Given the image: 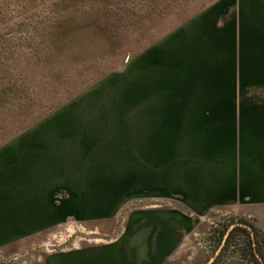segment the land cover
Wrapping results in <instances>:
<instances>
[{"label": "rangeland", "instance_id": "rangeland-1", "mask_svg": "<svg viewBox=\"0 0 264 264\" xmlns=\"http://www.w3.org/2000/svg\"><path fill=\"white\" fill-rule=\"evenodd\" d=\"M222 1L0 0V154L20 139L36 145L39 159H53L39 165L53 166L55 207L69 203L53 228L0 249V264L109 241L133 209L172 201L168 182L189 153H205L212 130L158 107L264 109V0H241V51L225 48L237 35L227 33ZM198 21L203 34L191 32ZM216 216L197 241L210 252L201 264L219 255L216 264H257L255 235L250 246L238 234L216 256L231 227L252 225Z\"/></svg>", "mask_w": 264, "mask_h": 264}, {"label": "crops", "instance_id": "crops-1", "mask_svg": "<svg viewBox=\"0 0 264 264\" xmlns=\"http://www.w3.org/2000/svg\"><path fill=\"white\" fill-rule=\"evenodd\" d=\"M221 13L223 19L226 14L230 18L227 33L237 35L236 46L225 48L241 51V0H223ZM198 22L191 32L203 34ZM262 110L230 104L190 105L173 111L158 107L154 113H172L175 123L212 130L205 153H189V166L168 182L173 186L172 201L133 209L109 241L51 251L34 264H201L210 252L199 248L197 241L207 235L209 219L217 214L248 220L264 232ZM37 151L36 145L20 139L16 148L0 154V249L53 228L63 219L61 211L69 208L68 202L55 207L54 179L48 176L53 166L39 165L53 159H39ZM100 204L86 207L83 202L82 209H100Z\"/></svg>", "mask_w": 264, "mask_h": 264}, {"label": "trees", "instance_id": "trees-1", "mask_svg": "<svg viewBox=\"0 0 264 264\" xmlns=\"http://www.w3.org/2000/svg\"><path fill=\"white\" fill-rule=\"evenodd\" d=\"M253 230H254V235H255V242L257 244V249L259 251V253L261 254V256L264 258V253L262 252V249H261V245H260V240H259V236H258V232L256 231L255 227L251 224H249ZM238 234H241V235H244L247 239V242L249 243L250 246H252V238H251V234H250V231L245 228V227H240V226H237L235 227L230 233H229V236L227 237L226 239V242L224 244V246L222 247L221 249V252L225 251L231 244V242L235 239V237L238 235ZM223 236H224V233H223ZM220 258V255L217 256L216 260L213 262V264H216L218 262ZM252 258H253V261H255L257 264H260L259 260L256 258V256L253 254L252 252Z\"/></svg>", "mask_w": 264, "mask_h": 264}, {"label": "water", "instance_id": "water-1", "mask_svg": "<svg viewBox=\"0 0 264 264\" xmlns=\"http://www.w3.org/2000/svg\"><path fill=\"white\" fill-rule=\"evenodd\" d=\"M237 226L247 228V229L251 232V236L254 238V232H253L252 228H251L250 226H248V225H244V224H236V225H234L233 227H231V229H230L229 231H231L233 228H235V227H237ZM228 235H229V232L226 234V236H225V238H224V240H223V242H222V245H221V247L219 248V251L216 253V256L218 255V253L221 251L222 247L224 246V244H225V242H226V239H227ZM254 250H255V256H256V258H257L260 262L264 263V258L261 256V254L259 253V251L256 249V246H255V249H254ZM215 259H216V257L212 258V259L208 262V264H212V263L215 261Z\"/></svg>", "mask_w": 264, "mask_h": 264}]
</instances>
